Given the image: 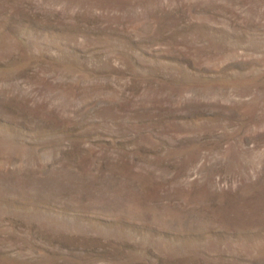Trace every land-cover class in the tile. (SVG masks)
Returning a JSON list of instances; mask_svg holds the SVG:
<instances>
[{"label":"rangeland","instance_id":"1","mask_svg":"<svg viewBox=\"0 0 264 264\" xmlns=\"http://www.w3.org/2000/svg\"><path fill=\"white\" fill-rule=\"evenodd\" d=\"M0 264H264V0H0Z\"/></svg>","mask_w":264,"mask_h":264}]
</instances>
